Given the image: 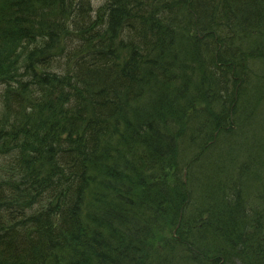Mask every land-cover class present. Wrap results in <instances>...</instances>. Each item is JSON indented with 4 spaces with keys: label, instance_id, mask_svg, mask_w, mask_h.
Returning <instances> with one entry per match:
<instances>
[{
    "label": "trees",
    "instance_id": "obj_1",
    "mask_svg": "<svg viewBox=\"0 0 264 264\" xmlns=\"http://www.w3.org/2000/svg\"><path fill=\"white\" fill-rule=\"evenodd\" d=\"M101 3L0 0V264H264V0Z\"/></svg>",
    "mask_w": 264,
    "mask_h": 264
},
{
    "label": "rangeland",
    "instance_id": "obj_2",
    "mask_svg": "<svg viewBox=\"0 0 264 264\" xmlns=\"http://www.w3.org/2000/svg\"><path fill=\"white\" fill-rule=\"evenodd\" d=\"M102 1L103 0H92V2L95 5V8L99 7L102 4L101 3ZM164 235L167 236V239L177 240L178 238L177 232L175 231L174 228H171V227L169 229H166Z\"/></svg>",
    "mask_w": 264,
    "mask_h": 264
},
{
    "label": "bare ground",
    "instance_id": "obj_3",
    "mask_svg": "<svg viewBox=\"0 0 264 264\" xmlns=\"http://www.w3.org/2000/svg\"><path fill=\"white\" fill-rule=\"evenodd\" d=\"M230 103H231V104L234 103V105H235V104H236V105H239V104H240V102H239V100L237 99V97H234ZM218 123L221 125L222 128H225V129L229 128V126H230V123L227 122V121L225 122V121H223V120H218ZM218 129H219V128H218ZM234 129H235V126L232 128V130H234ZM217 131H218V130H217ZM213 142H214V140H213ZM208 144L210 145V144H212V143H211V142H208Z\"/></svg>",
    "mask_w": 264,
    "mask_h": 264
}]
</instances>
